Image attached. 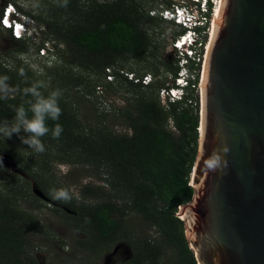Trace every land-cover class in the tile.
Masks as SVG:
<instances>
[{
    "label": "trees",
    "instance_id": "trees-1",
    "mask_svg": "<svg viewBox=\"0 0 264 264\" xmlns=\"http://www.w3.org/2000/svg\"><path fill=\"white\" fill-rule=\"evenodd\" d=\"M63 2L47 1L42 12L44 19L35 20L44 28L43 37L57 43L54 64L60 62L67 69L57 73L46 88L22 61L10 67L0 60V77L6 76L8 85L0 98V127L14 124L19 128L21 133L16 141L39 158L32 163L45 164L57 154L59 162L82 168L102 183L83 185L79 198L54 200L70 212L66 215L74 229L92 240L107 248L126 243L132 256L118 264H198L178 213L194 196L191 178L200 137L197 85L202 60L181 65L180 57L171 63L164 58L161 49L165 46H159L152 30L164 21L152 17L153 9L148 6L155 2L169 6V0H68L67 6L61 7ZM8 3L22 11L14 1ZM10 40L16 45V52L26 51L25 41L11 35ZM149 60L153 61L155 72L151 84H136L124 75L133 73L124 70V63L136 61L148 66ZM109 68L117 85L106 80ZM162 68L174 77L172 85L156 82ZM182 69L189 74L183 96L162 104L160 92L178 88L176 79ZM91 80H106L115 95L125 99L126 106L104 112L95 109L94 115L81 116L67 90L73 89L85 99L93 94L96 97L97 88L103 86ZM34 86L44 99L53 90L60 92L59 120L45 114L44 123L49 131L38 138L44 144L42 153L24 143L32 134L25 132L17 119L20 107L27 119L33 118L31 105L36 103L37 96L27 89ZM56 123L63 131L59 138H52ZM116 126L124 131H117ZM16 153L21 154L20 150ZM1 154L13 156L14 150L0 147ZM18 165L33 181L44 185L43 194L52 199V187L40 178L43 174L32 172L20 161ZM9 194L0 198V264H40L27 249L26 227L37 224V220L21 211L19 205L17 208L18 201H13L22 193L12 190ZM134 220L135 226L131 223Z\"/></svg>",
    "mask_w": 264,
    "mask_h": 264
},
{
    "label": "water",
    "instance_id": "water-1",
    "mask_svg": "<svg viewBox=\"0 0 264 264\" xmlns=\"http://www.w3.org/2000/svg\"><path fill=\"white\" fill-rule=\"evenodd\" d=\"M221 8L205 58L194 196L178 217L198 264H264V0Z\"/></svg>",
    "mask_w": 264,
    "mask_h": 264
},
{
    "label": "rangeland",
    "instance_id": "rangeland-1",
    "mask_svg": "<svg viewBox=\"0 0 264 264\" xmlns=\"http://www.w3.org/2000/svg\"><path fill=\"white\" fill-rule=\"evenodd\" d=\"M9 1H14L26 15L38 20L39 18L44 19L42 12L45 10L47 1L50 0H0V8H3V11L5 6L9 5ZM161 5L166 6L164 2H155L150 4L148 8L154 10ZM152 30L154 31L159 46H165L161 51L167 62L171 63L176 58H179L180 53H173L172 37L177 36L181 30L174 24L166 22L156 24ZM43 38L51 41V38H47L46 36ZM52 42L57 45L55 41ZM25 46L26 51L24 53L16 52L15 49L17 47L11 42L10 33L0 27L1 62L11 67L16 61H22L32 69L37 77L41 78L46 88H49L50 82L56 74L67 68L62 66L63 64L60 62L52 64L51 61L48 63L47 59L40 58L37 54L38 46L36 44L33 45L32 42L25 41ZM203 50L202 66L199 73V83L197 85V92L200 96V111L203 69L206 57ZM152 62V60H149L148 66L142 62H127L124 63V70L132 71L139 77L144 75L154 77L155 72L151 66ZM184 63L185 61H180V64ZM83 75L86 76V74ZM173 79L174 77L162 68L159 70V76L156 78V82L164 83L167 86L168 84L172 85ZM93 82L94 84L97 82L98 86H103V91H97L96 97L93 94L91 98L85 99L81 93L73 91V89L67 90L70 99L75 103V107L81 116L94 115L95 109L99 112H104L109 111L112 107L126 106L125 99L122 96L115 95L110 87L111 85L106 83V80H95ZM114 83L117 85V80ZM179 94L180 92L176 93L177 98H179ZM92 102L96 108H94ZM161 102L163 104L166 101L161 100ZM14 127L17 126L14 124H5L0 127V147L14 150L13 156L10 154L0 155V198L4 199L7 196L9 197V193H12V190L14 193H22L21 196L14 197L13 201H18V204L16 203L17 208L19 205L21 211L32 214L36 218L37 224H28L26 227L27 249L30 254L36 257L40 264H118L119 262L130 259L132 251L126 243L118 242L107 248L103 244L92 240L87 234L74 229L73 222L66 215V213L70 212L61 204L56 203L53 198L49 199L46 197L43 194L44 185H39L22 171L19 168L18 161L27 165L32 172L36 174L39 172L42 173L43 177L41 176L40 178L50 188L52 187L49 190L50 192L53 189L74 188L80 196V188L83 185H100L102 183L98 179L87 175L82 168H74L69 164L59 162L57 154H53V157L51 156L50 160L47 163L45 162V164L42 162L37 164L36 160V164L35 162L32 163L31 161L33 159L39 160V158L28 147L21 148L16 141L21 131L13 132L12 129ZM170 128L174 131L173 125H170ZM115 129L119 132L124 131L119 126H116ZM19 150L21 154L16 153ZM42 167H44V170L40 169ZM32 194L36 196L33 197ZM73 198L77 197L73 196ZM180 212L181 210L178 214ZM135 222L136 220L131 223L135 226Z\"/></svg>",
    "mask_w": 264,
    "mask_h": 264
},
{
    "label": "built area",
    "instance_id": "built-area-1",
    "mask_svg": "<svg viewBox=\"0 0 264 264\" xmlns=\"http://www.w3.org/2000/svg\"><path fill=\"white\" fill-rule=\"evenodd\" d=\"M170 5H161L150 12L152 17H156L164 22L172 23L184 33L172 37L173 53H180V61L186 65L189 60L199 63L203 60L202 49L207 53V46L215 29L217 12L221 9L223 0H169ZM37 24V25H36ZM0 27L7 30L14 39L29 41L37 45V54L40 58L47 59L53 64L57 60L58 51L55 43L44 40V28L39 26L36 20L20 11L14 4L9 3L0 18ZM204 55V54H203ZM204 56V57H205ZM202 57V58H201ZM206 58V57H205ZM51 59V60H50ZM129 81L147 86L153 82L151 75L138 77L134 73H124ZM185 75H189L182 69L178 84L187 86L188 80ZM184 77V78H183ZM115 79L112 69L106 70L107 82ZM177 85V84H176ZM98 92L103 91V87L97 88ZM178 88H170L160 92L161 100H178L176 93ZM180 96V94H179Z\"/></svg>",
    "mask_w": 264,
    "mask_h": 264
},
{
    "label": "clouds",
    "instance_id": "clouds-1",
    "mask_svg": "<svg viewBox=\"0 0 264 264\" xmlns=\"http://www.w3.org/2000/svg\"><path fill=\"white\" fill-rule=\"evenodd\" d=\"M68 0H64L61 7H66ZM37 25V24H36ZM185 78L188 79V75H185ZM7 77H0V98H2V94L7 91L8 85L6 83ZM187 86H179L180 96L179 99L183 96L185 89ZM28 92H31L33 95L37 96L36 103L31 105V111L33 112L34 116L32 119H27L25 116V110L23 107L17 109V119L23 125V129L25 132L31 133L30 139L24 141V143L30 144V146H34L35 150L39 153L44 152V144L38 139L39 137L45 135L49 131V129L45 126L44 118L45 114H47L52 120L58 121L61 108L57 102V98L60 96L59 90H53L50 93L48 99H44L39 97V93L37 92L36 87H31L27 89ZM13 132H18L19 128L14 127L12 129ZM63 131L62 126L59 123H56L53 130H52V138H59ZM50 195L53 199L56 200H70L75 197H79V193L73 189H53L50 192Z\"/></svg>",
    "mask_w": 264,
    "mask_h": 264
},
{
    "label": "bare ground",
    "instance_id": "bare-ground-1",
    "mask_svg": "<svg viewBox=\"0 0 264 264\" xmlns=\"http://www.w3.org/2000/svg\"><path fill=\"white\" fill-rule=\"evenodd\" d=\"M221 12H222V8L217 12V17H216V20H215V29H214V32H213V35L211 36V39L208 43V46H207V57L209 55V52L211 50V47H212V44L214 42V39H215V36H216V33H217V28H218V24H219V21H220V15H221ZM207 59V58H206ZM205 69H206V61H205V64H204V71H203V74L205 72ZM203 78H204V75H203ZM204 79H202V82H203ZM200 133L202 134L203 133V129H202V126L200 127Z\"/></svg>",
    "mask_w": 264,
    "mask_h": 264
}]
</instances>
